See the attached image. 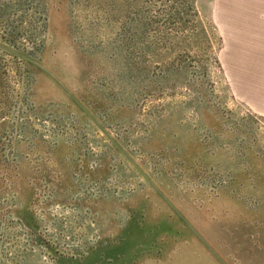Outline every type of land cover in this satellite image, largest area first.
<instances>
[{
	"label": "rangeland",
	"instance_id": "374dc122",
	"mask_svg": "<svg viewBox=\"0 0 264 264\" xmlns=\"http://www.w3.org/2000/svg\"><path fill=\"white\" fill-rule=\"evenodd\" d=\"M0 264H264V0H0Z\"/></svg>",
	"mask_w": 264,
	"mask_h": 264
}]
</instances>
